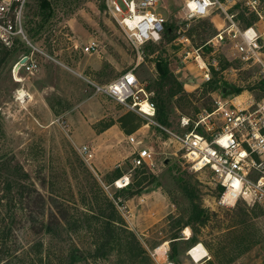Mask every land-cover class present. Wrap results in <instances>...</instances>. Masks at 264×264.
I'll use <instances>...</instances> for the list:
<instances>
[{
  "label": "rangeland",
  "instance_id": "rangeland-1",
  "mask_svg": "<svg viewBox=\"0 0 264 264\" xmlns=\"http://www.w3.org/2000/svg\"><path fill=\"white\" fill-rule=\"evenodd\" d=\"M180 2L161 0L160 43L136 48L104 0L27 1L25 38L0 49V264L13 248L21 263L191 264L195 243L209 253L202 264H264L261 209L219 206L222 191L212 174L189 170L173 137L94 90L132 71L154 103L153 121L175 135L186 131L182 117L190 129L219 100L264 95L261 66L242 62L229 42L205 45L215 24L185 21ZM242 17L243 25L254 22ZM92 41L95 51L84 53ZM260 46L264 65V34ZM31 47L38 69L15 81L10 70ZM128 135L152 149V165L132 167ZM122 178L128 184L116 187ZM184 235L190 238L182 241Z\"/></svg>",
  "mask_w": 264,
  "mask_h": 264
},
{
  "label": "built area",
  "instance_id": "built-area-1",
  "mask_svg": "<svg viewBox=\"0 0 264 264\" xmlns=\"http://www.w3.org/2000/svg\"><path fill=\"white\" fill-rule=\"evenodd\" d=\"M27 1L0 0V49L10 48L15 40L25 38L23 20ZM104 2L132 46L160 43L166 24V18L159 11L161 0ZM179 7L185 21L209 18L215 24L217 33L205 45L214 50L229 42L242 62L260 65V73L264 76L260 58L264 34L262 0H181ZM242 16H252L254 22L243 25ZM216 20L220 26L216 25ZM96 47V42L92 41L82 51L91 53ZM34 51L35 48L31 47L30 52L21 55L12 66L10 75L15 81H19L21 73L31 74L38 69ZM197 52L195 62L203 71V80L209 81L208 67ZM212 65H215L214 61ZM94 90L148 119L158 131L173 137L183 150L189 170H207L212 174L222 191L219 206L233 207L243 202L248 207H259L264 213V95L258 100L236 104L219 100L214 109L200 115L190 129V119L182 117L180 126L186 131L175 135L153 121L154 103L132 71L102 86L94 85ZM125 142L133 148L130 162L133 168L153 164L150 147H140L144 145L134 135L126 136ZM83 150L86 157L91 156Z\"/></svg>",
  "mask_w": 264,
  "mask_h": 264
},
{
  "label": "bare ground",
  "instance_id": "bare-ground-1",
  "mask_svg": "<svg viewBox=\"0 0 264 264\" xmlns=\"http://www.w3.org/2000/svg\"><path fill=\"white\" fill-rule=\"evenodd\" d=\"M128 24L131 26L132 24L128 22ZM216 25L220 26V22L216 20ZM201 64V62L199 61ZM19 100L24 99V96L22 95V92H19ZM239 97V96H238ZM128 184V179L124 178L121 180L116 181L114 184L116 187L124 188ZM165 243L155 249V252L158 254H162L165 251ZM188 255L190 256V260L193 264H200V261L207 255L206 250L203 248L202 245L194 246L193 249H190L188 252ZM165 264H172L171 262H165Z\"/></svg>",
  "mask_w": 264,
  "mask_h": 264
},
{
  "label": "trees",
  "instance_id": "trees-1",
  "mask_svg": "<svg viewBox=\"0 0 264 264\" xmlns=\"http://www.w3.org/2000/svg\"><path fill=\"white\" fill-rule=\"evenodd\" d=\"M165 71H166V69H163V75L165 74ZM19 183V182H18ZM37 193V192H36ZM38 194V196H39V201L40 202H44V197L41 195V194H39V193H37ZM110 206H111V204H110ZM2 229H4V227H2ZM48 229V228H47ZM1 233H0V237L3 235L2 234V231H0ZM1 241L3 242V238L1 237ZM4 243V242H3ZM1 248V247H0ZM135 249H137V254L139 255V254H141L142 252H144V250L140 247V246H136V248ZM7 251H9V250H6V252ZM0 252L2 253L3 251L0 249ZM18 252L16 251V250H14V248L9 252V255L7 256V258L5 259V260H3V261H1V262H3L2 264H43L44 262L42 261V259L41 258H37V260H29L28 262H18V261H15V260H17L18 259ZM48 259V258H47ZM49 261H47V263H48ZM172 263V262H171ZM173 264V263H172Z\"/></svg>",
  "mask_w": 264,
  "mask_h": 264
},
{
  "label": "crops",
  "instance_id": "crops-1",
  "mask_svg": "<svg viewBox=\"0 0 264 264\" xmlns=\"http://www.w3.org/2000/svg\"><path fill=\"white\" fill-rule=\"evenodd\" d=\"M104 61H105V63H109V64H111V62H109V60H107V58L106 57H104ZM107 61V62H106ZM102 63V62H101ZM100 68V66H98L97 67V69H99ZM112 80V79H111ZM109 82V81H108ZM190 238V237H189ZM189 238H187V236H185L184 235V238L182 239V241H187ZM202 245L201 243H195V245H191L192 247H194V246H197V245ZM203 246V245H202ZM191 247V248H192ZM203 248L205 249V247L203 246ZM206 250V249H205ZM206 253H207V255L200 261V264H202V263H204V262H207V261H209V259H210V256H209V253H208V251L206 250ZM187 255H188V253H187ZM189 256V255H188ZM190 257V256H189ZM191 261V260H190ZM191 264H193L192 262H190Z\"/></svg>",
  "mask_w": 264,
  "mask_h": 264
},
{
  "label": "water",
  "instance_id": "water-1",
  "mask_svg": "<svg viewBox=\"0 0 264 264\" xmlns=\"http://www.w3.org/2000/svg\"><path fill=\"white\" fill-rule=\"evenodd\" d=\"M156 70L158 71L159 74H162L163 70L160 67L159 62L156 63Z\"/></svg>",
  "mask_w": 264,
  "mask_h": 264
}]
</instances>
